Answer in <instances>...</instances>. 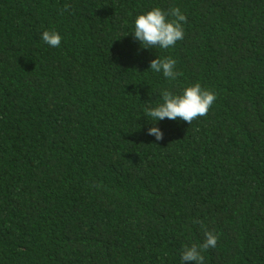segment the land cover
<instances>
[{
	"label": "trees",
	"instance_id": "1",
	"mask_svg": "<svg viewBox=\"0 0 264 264\" xmlns=\"http://www.w3.org/2000/svg\"><path fill=\"white\" fill-rule=\"evenodd\" d=\"M154 7L175 46L134 39ZM197 82L207 115H146ZM201 223L204 264H264V0H0V264H184Z\"/></svg>",
	"mask_w": 264,
	"mask_h": 264
},
{
	"label": "clouds",
	"instance_id": "2",
	"mask_svg": "<svg viewBox=\"0 0 264 264\" xmlns=\"http://www.w3.org/2000/svg\"><path fill=\"white\" fill-rule=\"evenodd\" d=\"M69 5L64 6L67 11ZM187 18L178 7H172L168 11L160 7H154L146 14H141L135 19L134 39L139 41L142 48L168 49L175 46L177 41L184 38L183 23ZM41 39L51 47L58 48L62 37L55 30H45ZM176 61L171 57L157 58L150 62V70L161 73L169 80H175L182 73L175 71ZM162 103L152 107L150 103L145 112L153 121L165 118L177 120L178 118L191 124L198 117L207 115L210 107L216 100V94L202 88L199 82L186 87L182 94H174L169 90L161 92ZM148 135L155 136L157 141L163 139V133L158 127H150ZM200 223L199 221H196ZM204 241L201 244L193 243L186 246L181 254L184 264H204V256L201 254L209 248H215L219 239L218 234L209 231L201 223Z\"/></svg>",
	"mask_w": 264,
	"mask_h": 264
}]
</instances>
